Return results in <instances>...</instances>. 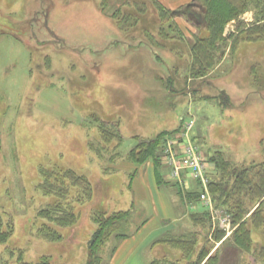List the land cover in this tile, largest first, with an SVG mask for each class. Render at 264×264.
Masks as SVG:
<instances>
[{
  "label": "rangeland",
  "instance_id": "374dc122",
  "mask_svg": "<svg viewBox=\"0 0 264 264\" xmlns=\"http://www.w3.org/2000/svg\"><path fill=\"white\" fill-rule=\"evenodd\" d=\"M125 1L106 0L103 9L101 0H0V264H34L42 256L52 264H83L97 213L129 210L124 230L136 233L126 244L110 236L101 264L127 255L146 234L153 233V242L159 231L179 223L188 228L186 219L176 218L184 209L189 219L191 210L165 169L158 182L151 160L136 164L127 157L140 140L178 132L188 120L206 159L219 150L236 164L264 161V39L238 37V20L250 26L254 11L225 24L223 35L235 40H227L207 75L192 78L190 46L207 34L197 0H157L170 10L188 1L200 15L174 16L181 38L176 30L159 34L154 16L122 28L109 14L118 7L127 12ZM103 123L110 131L106 140L98 130ZM54 167L86 176L93 188L89 200L71 203L78 217L72 225L39 212L56 200L40 188L43 172ZM224 217L220 211L213 227L223 228ZM43 224L60 238L44 235ZM252 238L250 251L227 240L210 252L218 247L217 264H264V232L254 229ZM167 253L179 254L157 245L140 257Z\"/></svg>",
  "mask_w": 264,
  "mask_h": 264
},
{
  "label": "trees",
  "instance_id": "16d2710c",
  "mask_svg": "<svg viewBox=\"0 0 264 264\" xmlns=\"http://www.w3.org/2000/svg\"><path fill=\"white\" fill-rule=\"evenodd\" d=\"M134 1L138 3V7H130L129 4L133 2L127 0L123 3L126 4L124 7L127 8V12L122 11L124 10L122 7H118L109 14L118 25H122V28H129L143 16L147 19L154 16L155 24L159 23L157 26L159 34H162L165 28V30H176L177 36L181 38L182 32L173 22L174 16L182 14L197 20L200 18V15L192 10L190 3L179 7L177 10H170L157 0ZM197 2L200 8H203V12L200 14L203 17L207 34L195 36L194 43L190 46V77H203L214 68L224 53L227 40L233 38L223 35L225 24L233 19H239L238 17L244 11L252 9L255 13V21L250 26L243 27L242 21L238 20L240 30L238 37L247 41L264 39V0H197ZM101 5L105 9L106 0H101ZM151 9L153 10L151 11ZM147 10H149L148 13H146ZM146 23L147 21L145 25ZM145 31L147 32L146 29ZM169 38L174 39L175 36ZM233 40L235 39L233 38ZM106 126L107 124L103 123L98 128L99 135L104 140L107 139V134H110ZM116 131L118 140L121 141V135H119L118 130ZM174 133V131L172 133L161 132L148 141L140 140L129 151L128 159L136 164L151 160L156 176L160 177L159 170L163 165L161 162L162 148L168 136ZM208 161L215 169L214 175H208V189L214 207L222 209L221 212L229 217L233 227L232 232L225 236L224 228H219L217 225L213 227L215 222L212 221L209 209L199 199L198 187H193L184 194L179 191L183 201L186 199L188 203L200 202L202 204L198 206L197 210L188 214L193 228L178 235L169 233L156 239L152 243L153 246H165L176 250L179 254H176V257L167 256L168 253L163 254L148 264H217L216 252L218 247L214 252H210L216 243L223 244L230 240L241 249L250 251L253 246L252 230L264 232V161L236 164L225 158L219 150L211 154ZM42 177L43 181L40 183V188L45 194L53 196L56 200L39 212L50 222L60 226L74 224L78 217L73 211L71 203H84L90 199L93 188L89 179L72 169L55 167L44 171ZM72 188L76 190L71 194ZM129 214V210H118L108 215L105 213L95 215L97 229L89 241L87 260L83 264H101L100 252L110 236L115 235L121 239L129 236L124 230L128 223ZM42 226L40 231H44V235L48 238H60V234L55 229L47 227L45 224ZM201 238L203 243L198 246ZM259 256L264 263V244L259 248ZM19 264L32 263L24 261ZM34 264L52 263L42 256Z\"/></svg>",
  "mask_w": 264,
  "mask_h": 264
},
{
  "label": "built area",
  "instance_id": "2783aa9c",
  "mask_svg": "<svg viewBox=\"0 0 264 264\" xmlns=\"http://www.w3.org/2000/svg\"><path fill=\"white\" fill-rule=\"evenodd\" d=\"M193 125V120L186 121L178 132L166 139L162 148L161 162L167 167V174L171 180L184 186L188 179L197 183L200 192L199 199L209 209L214 219L219 212L214 208L208 189V165L199 147L190 137ZM221 222L227 230L229 219L224 217Z\"/></svg>",
  "mask_w": 264,
  "mask_h": 264
},
{
  "label": "crops",
  "instance_id": "0c3cea01",
  "mask_svg": "<svg viewBox=\"0 0 264 264\" xmlns=\"http://www.w3.org/2000/svg\"><path fill=\"white\" fill-rule=\"evenodd\" d=\"M188 1H186V2H184V3H179V4H177V7H181L182 5H186V3H187ZM180 20H182V19H180ZM203 156V155H202ZM203 159L206 161V163H210L209 161H208V159H206L204 156H203ZM152 162V161H151ZM152 164H153V162H152ZM208 165V164H207ZM212 167H214L213 165H212ZM153 168H154V165H153ZM162 168H164L165 169V171H166V174H167V168L166 167H164L163 165H162ZM209 169V168H208ZM154 173H155V169H154ZM209 174H211V175H214L215 174V169L213 168L212 170H211V168L209 169V172H208V175ZM155 175H156V173H155ZM159 176H161V174H160V172H159ZM156 178H157V181L158 182H160L161 180H162V178H160V177H157L156 176ZM166 180H167V182H170V183H173V184H175V185H177L176 187L178 188V190H177V192L176 193H178L179 195H180V193H179V191H181L182 192V194H184L186 191H188V190H191V188L192 187H195L196 186V183L193 181V180H189L188 179V182H185V186L184 185H182V184H179V183H176V181H173V180H171L169 177H168V174L166 175ZM173 181V182H172ZM175 182V183H174ZM181 196V195H180ZM184 203H185V205L187 204L188 205V208L191 210V211H195V210H197L198 209V207H195L194 206V204L193 203H188V202H186V199L184 200ZM172 207H174L173 205H172ZM215 208V207H214ZM215 210L216 211H218V212H220V211H222V209H218V208H215ZM185 210L183 209V210H180V212H179V215L177 214V218H176V220L177 221H179V218H184V219H186L187 221H188V223H190L191 224V222H190V220L185 216ZM218 215V214H217ZM216 216V215H215ZM222 216V215H221ZM212 220H215V217H214V219L212 218ZM213 223H214V221H213ZM214 225V224H213ZM188 226V225H187ZM187 228V227H186ZM185 227H182L181 226V224L179 223V225H175L174 227H173V229H171V228H169V229H167L166 230V232H163V233H161V231H159L157 234H155V235H157L155 238H154V240H153V242L156 240V239H158V238H160V237H162V236H164V235H166V234H169V231H173V233H170V234H172V235H178V234H180L181 232H185L186 230H188V229H192L193 227H192V224L186 229ZM223 228H225L224 226H223ZM226 229V228H225ZM229 230H230V228H229ZM229 230H226V236H228L229 235V233H230V231ZM229 231V232H228ZM135 236H136V233L134 234V235H129V236H127V237H125L124 239H122V244H126V242H128L129 240H132V239H134L135 238ZM153 236V233H151V234H146L145 236H143L142 237V239L137 243V244H133L131 247H130V251H129V253H127V255H119V256H117V255H114L111 259H110V261L108 262V264H148L150 261H152V260H150V261H147V260H145L144 258H142V257H140V253L141 254H143L144 253V251L146 250V249H149V248H151L152 250L153 249H155V248H157V245L156 246H153L152 245V243L153 242H150L151 240H150V238ZM154 237V236H153ZM121 244V245H122ZM219 245V243H216V246H218ZM136 247H138V253H136V254H132V252L134 251V249L136 248ZM139 250H141L140 251V253H139Z\"/></svg>",
  "mask_w": 264,
  "mask_h": 264
}]
</instances>
